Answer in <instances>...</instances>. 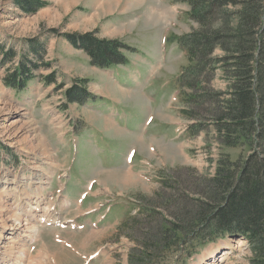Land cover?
I'll return each mask as SVG.
<instances>
[{"label": "rangeland", "instance_id": "rangeland-1", "mask_svg": "<svg viewBox=\"0 0 264 264\" xmlns=\"http://www.w3.org/2000/svg\"><path fill=\"white\" fill-rule=\"evenodd\" d=\"M40 1L46 5L27 14L17 0H0V46L15 53L8 61L0 52V236L13 242L2 239L0 256L8 264H129L140 254L146 264H248L245 240L193 233L202 180L218 154L250 152L217 140L209 110L213 94L227 90L225 74L189 65L176 42L202 32V17H190L187 0ZM218 1L204 22L211 31L234 23L242 2ZM65 34L115 41V58L128 64L99 68ZM223 53L216 48L213 57ZM22 57L39 68L17 91L3 82ZM187 66L198 69L194 90L189 71L178 79ZM81 81L89 99L69 102L66 90ZM31 207L61 224L37 216L35 233L17 236L15 219ZM174 228L184 231L182 242Z\"/></svg>", "mask_w": 264, "mask_h": 264}, {"label": "trees", "instance_id": "trees-1", "mask_svg": "<svg viewBox=\"0 0 264 264\" xmlns=\"http://www.w3.org/2000/svg\"><path fill=\"white\" fill-rule=\"evenodd\" d=\"M187 1L191 7L190 17L196 21L202 17V32L196 36L178 37L177 43L184 49L189 65L202 63L212 73L218 68L228 81L226 91L213 94L216 99L211 102L213 108L209 110L217 140L222 149L247 146L250 150L246 157L240 156L236 160H231L226 151L218 154L213 175L202 180V202L196 218L192 220L199 228L193 233L199 235L204 230L202 239L207 235V240L226 235L240 236L248 244V264H264V0H242L240 10L234 14L235 22L220 21L212 31L205 28L204 22L220 6V1L205 2L203 8L197 0ZM16 4L27 14L46 5L40 0H17ZM64 37L73 47L84 51L90 62L99 68L128 62L123 54L119 60L115 58L118 50L115 41L96 40L90 34H65ZM216 48H221L223 55L213 57ZM3 51L0 46V52ZM4 52L2 56L8 61L15 56V53ZM38 68L36 62L22 57L3 83L6 87L22 91L33 81L34 71ZM192 68L187 66L179 78L183 82L185 71H189L188 75L193 76L188 80L190 90H194L191 85L198 78V69L195 68L194 72ZM43 79L45 83L50 82L46 77ZM208 81L209 78L207 84ZM84 84L82 81L72 84L65 92L66 99L77 101L82 95V101H87L90 94ZM191 96L188 95V102L192 100ZM182 113L187 118L192 114L187 110H182ZM171 233L178 243L184 240L185 233L181 229H171ZM160 239L159 235L154 252L160 248ZM143 250L150 253L148 248ZM152 254L150 259L154 260ZM140 256L143 259V255ZM142 259L137 260L130 255L128 261L129 264H146L141 262Z\"/></svg>", "mask_w": 264, "mask_h": 264}, {"label": "bare ground", "instance_id": "bare-ground-1", "mask_svg": "<svg viewBox=\"0 0 264 264\" xmlns=\"http://www.w3.org/2000/svg\"><path fill=\"white\" fill-rule=\"evenodd\" d=\"M39 204V203H38ZM35 206H37V205H35ZM30 208V207H29ZM39 212H40V210H39V208H37V207H31V211H30V213L28 214H26L27 215V218H26V216H24L23 215V217L22 218H24L23 220H22V218H18V219H15V224L17 225V228H18V230H20V232L18 231V233L16 234L17 236H25V235H27V234H34L35 233V231H36V228H35V226H34V224L36 223V221L34 222V220L35 219H37V216H40L41 217V219H39V220H44L45 218V221L46 220H49V219H47V217H46V215H47V210H44V212H43V214H39ZM33 222V223H32ZM6 231V229H4V232ZM22 231V232H21ZM2 236V237H1ZM0 236V244L2 243V239L3 238H5L6 240H7V242H9L10 241V237L11 236H5V235H1ZM230 242V241H229ZM10 243V242H9ZM10 244H13V242H11ZM225 249H226V243H225ZM230 248V247H229ZM231 249V248H230ZM230 249H227V250H230ZM206 254V253H205ZM8 259V258H7ZM6 258H2L1 256H0V264H8V260H7ZM13 262V261H12ZM22 262V260H15V262L14 263H12V264H23V263H21ZM11 264V263H10ZM211 264V263H210Z\"/></svg>", "mask_w": 264, "mask_h": 264}, {"label": "water", "instance_id": "water-1", "mask_svg": "<svg viewBox=\"0 0 264 264\" xmlns=\"http://www.w3.org/2000/svg\"><path fill=\"white\" fill-rule=\"evenodd\" d=\"M236 238V237H235Z\"/></svg>", "mask_w": 264, "mask_h": 264}]
</instances>
